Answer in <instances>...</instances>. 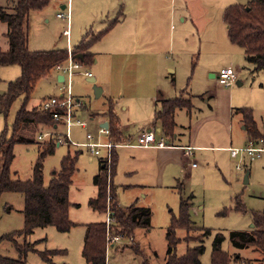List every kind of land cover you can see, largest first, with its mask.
I'll return each mask as SVG.
<instances>
[{
	"label": "rangeland",
	"instance_id": "obj_1",
	"mask_svg": "<svg viewBox=\"0 0 264 264\" xmlns=\"http://www.w3.org/2000/svg\"><path fill=\"white\" fill-rule=\"evenodd\" d=\"M249 1L219 0L218 4L211 8V13L215 14L213 20L208 21L204 26L205 29L200 33L201 42L203 39L204 44L207 39L215 36L224 38L226 33L225 21L223 22L225 9L234 4L247 5ZM95 2L96 0L82 1V4L86 6L87 14L81 17L80 13H74L73 23L71 17L70 30L72 33L70 42L63 35L67 27L66 20L57 16L59 13L64 12L61 9V5L67 4V0H50L42 10L33 12L29 22L30 50L48 51L68 49L70 47V51H72L82 37L81 31L78 29L82 19L84 20L87 16L94 19L92 14L97 12ZM9 3L10 0H0V6H8ZM80 7H82L81 4L78 5V8ZM93 19H90V21L93 22ZM72 25L73 29L71 28ZM94 28L97 31L104 28L102 20L95 21ZM6 32L7 25L0 21V49L2 51L9 49ZM183 39L184 37H182ZM194 40L198 46L196 48L195 43V52L189 53L186 49L192 46ZM201 42H199V36L198 38L197 36L194 37L193 33L188 35V41L184 44L185 49L180 47V43L177 45L176 41V50L170 56H172L173 60L178 61L181 67L187 66L183 86L180 88L181 84L179 83L178 90H176L177 96H180V89L183 88H187L188 93L185 96L192 93L194 95L200 94L202 86H206V83L208 86L212 85L211 88L226 91L225 95H217V99L214 98V95L206 94H204V98L198 96L193 98L195 108L192 110V124L198 133L197 141L199 144L207 146H230V141L233 140V146L246 147L250 144V141L247 130L244 129L243 114L242 112L236 113L234 108H251L258 125L264 126V71L255 70V67L246 60V57L243 58V54L234 55V51L228 47L238 46L235 44L231 45L230 40L226 44L227 47L216 45L207 47L204 51ZM97 45L93 48V51L101 48L105 50L106 48V46L101 44ZM226 53H230V56L225 57ZM104 54L98 51L96 59L99 58L100 63H103L105 59L103 57ZM123 59L121 58V60ZM227 59L228 64L224 62ZM212 61L220 62L221 66L224 64L226 66L229 65L228 67L231 66L237 74V80L231 86L220 85L217 81L218 79L212 78L211 74L207 73L202 66ZM122 64L124 65V63ZM219 70L215 72L218 73ZM85 71H95V65L91 67L83 66L82 69L76 70L72 77L73 99L75 103L79 100L87 107V109H76L74 121H87L88 127L83 128L75 124L69 130L73 141L77 143L89 142L86 137L89 132L97 137L99 130L97 125L99 123L94 122L92 124L89 120V113L105 110L109 96L107 93L100 96L96 95L95 89L102 86L100 80L96 79L95 82L88 81L90 77L84 74ZM63 75L61 71L53 70L49 78L42 79L31 97L30 106L40 107L42 100L51 96H61L63 94L62 89L66 87L64 81H59V76ZM107 75L105 73V78H107ZM114 75L116 78L121 79L129 76L124 71V67L117 68ZM144 75V70L138 69L137 72L130 74V76L134 77V81L130 86H125L122 89L119 87V94L121 97L122 94L124 95L121 98L120 105L127 104L131 109V112L125 113L120 111V107L118 108L117 112L123 123L129 124L131 122L132 124V122L140 121L144 118H153L151 110L155 109V105H152L151 109V104H147V94L145 96V84L143 82ZM165 75L168 76L166 86L168 87V83L171 86V76L169 74ZM20 76V66H3L0 64V94L6 92L9 82L18 79ZM179 79L181 80L182 78ZM232 87L235 88V91L231 98L228 90ZM173 88L174 86H172ZM133 94H136L135 99L132 98ZM21 104L22 98L14 103L7 121L0 114V135L6 128V123L11 128ZM229 104H232L230 109ZM218 107L220 111H216ZM211 108H213V111H210ZM185 113H187L186 110L180 112L178 123L180 131L184 132L186 135L185 139L187 138L188 140L190 128L186 130L182 128L183 122L188 120ZM206 118L209 119L205 121ZM60 127L64 128L60 125L58 132L62 131ZM43 129L45 128L35 126L32 130L24 129L22 131L23 136L32 138L34 142L28 144L19 143L15 146V159L12 164L13 178L29 180L33 177L34 166L39 157L38 142L41 140L38 137L49 130L45 129L43 131ZM63 131L65 133V128ZM154 131H156L157 137L160 138L161 134L158 133V130L154 129ZM137 132L138 130H134L135 135ZM104 138L106 140V137ZM69 150L71 153L79 151L78 169L73 178L74 183L70 190V200L73 203L80 204L81 207L71 209L70 215L72 219L83 223L95 218L106 220L107 214L105 216L100 212L99 214L94 213L89 206V199L97 191L93 184V178L100 168L99 158H105V149H101V155L97 157L86 147H69L67 144L58 146L55 153L48 156L44 162L45 185L49 184L54 172L60 170L61 161L69 153ZM129 151L125 148L119 150L122 164L119 167L118 179L122 183L130 182L129 176L125 174L126 166L130 163L129 159H126V153ZM196 153V158L190 161V164L193 162L197 164L196 169L188 166L186 174L177 176V180L174 183L169 184L166 182V185L160 189L149 188L145 190L146 198L139 189L133 192L128 190L119 191V198L124 206H130L135 200H139L143 206L150 207L152 211L150 228L137 230L135 241L140 244L141 250L152 264H166L168 251L167 228L170 225L172 215H178L181 197L188 198L193 196L194 204L191 209V218L195 230L191 232L186 230L178 231V237L181 242L178 244L177 254L181 256L187 252L189 247L198 245L199 243L196 241L187 242L183 239L189 234L198 236L202 234V229L206 228L210 229L211 233L204 238L205 249L200 257L201 264H212L213 242L221 238H223L222 248L230 254L232 264H261L263 259L262 252L254 247L238 246L232 241L231 234L234 231L251 232L253 229L250 213H244L237 209V197L241 199L248 211H262L264 209V154L261 158L251 160L249 156L243 153H240L236 158H232L230 156L231 152L218 149ZM122 158H125V161H122ZM107 176L110 181L109 172ZM246 176L248 181H246ZM138 178L134 180H138ZM24 208L25 198L22 194L7 192L3 195L0 205V239L6 234L20 231L24 228ZM85 229L83 226H77L72 228L70 232L63 233L54 226H48L34 230V233L27 238L28 243L35 244V251L28 254L27 264H47L38 254V252L47 250H66L65 253L52 257L54 264H87L82 255V242L83 238L85 240L86 235ZM17 241L19 243L25 242L23 237H18ZM128 242L129 245H132V242ZM122 246L125 247H121L122 249L118 252L116 250L111 252L110 264H138L142 262L143 258L137 256L131 246L127 247L128 245H124V243ZM0 255L18 259L20 252L14 242L5 240L0 243Z\"/></svg>",
	"mask_w": 264,
	"mask_h": 264
},
{
	"label": "trees",
	"instance_id": "obj_2",
	"mask_svg": "<svg viewBox=\"0 0 264 264\" xmlns=\"http://www.w3.org/2000/svg\"><path fill=\"white\" fill-rule=\"evenodd\" d=\"M49 1L10 0L8 6H0V21L7 25L5 35L9 42L7 51L0 49V64L3 66L18 65L21 68V76L9 82L6 92L0 94V114L5 117L6 121L14 103L22 98V104L15 115L11 128L6 123V128L0 135V205L3 195L7 192L20 193L25 198L24 228L6 234L0 239V243L5 240L14 242L20 252V257L14 259L0 255V264H27L29 252L35 251V244L28 243L27 238L34 233V230L54 226L60 232L66 233L76 226L70 219L72 204L69 194L73 177L78 169L79 151L71 153L69 150V153L61 161L60 170L55 173L49 184L45 185L44 162L48 156L55 153L57 144L51 140L39 141V157L34 166L33 177L29 180H21L13 178L12 174L15 146L19 143L34 142L32 138L23 136L22 131L29 125L44 127L52 131L58 126L57 121L53 118L52 110H42L40 107L30 106L31 97L38 83L42 79L49 78L57 65L65 64L68 61V49L32 51L29 48L30 16L33 12L42 10ZM224 21L230 41L244 50L246 60L255 67V70L264 71V0H250L247 5L228 6L224 12ZM114 24L115 22L110 23L106 29L97 34L88 32L80 44L73 49L74 59L83 66H92L95 60L94 53L90 51L92 45L104 37ZM184 93H188L187 90H184ZM192 107L189 94L164 99L160 102L153 117V124L161 128L162 136L169 145L175 138L177 111L191 110ZM234 111L242 112L250 142L264 140V127L258 126L251 108H238ZM89 117L90 119L103 118L107 120L110 129L108 139L118 144L128 142L121 129L115 101L109 100L106 113L90 112ZM118 162V155L114 148L109 181L106 160L101 158L100 172L94 177L98 194L89 201V205L100 213L105 214L109 210L111 234L120 235L121 242H132L130 246L134 253L143 258L142 262L138 264H152L150 259L144 255L140 244L135 241L137 230L150 228L152 212L149 208L138 207L136 204L127 207L120 204L119 187L114 182ZM193 204V196L181 197L179 213L172 215L167 228L166 264H201L200 257L205 249L204 238L211 233L210 229L203 228L202 234L198 236L189 234L183 240L196 241L199 244L189 247L187 252L181 256L177 254V247L181 242L178 231L191 232L195 230L191 218ZM236 204L238 210L250 213L253 229L251 232L234 231L231 234V239L238 246L254 247L260 250L263 254L261 264H264V209L248 211L239 197L236 198ZM18 237H23L25 242L19 243ZM222 242L223 238L213 242L212 264H232L230 254L222 248ZM122 245L121 247H125ZM106 247V222L87 225L82 250L87 264H106ZM65 252L66 250H47L38 252V254L44 262L54 264L52 257Z\"/></svg>",
	"mask_w": 264,
	"mask_h": 264
},
{
	"label": "crops",
	"instance_id": "obj_3",
	"mask_svg": "<svg viewBox=\"0 0 264 264\" xmlns=\"http://www.w3.org/2000/svg\"><path fill=\"white\" fill-rule=\"evenodd\" d=\"M82 1L85 0H76V2L75 0H67V4L61 5V9L64 11V13H67L68 9L70 8V15H71L70 21L69 23L66 21L67 27L65 28V30L66 29L69 30V36L65 34V30L63 32V35L66 36L69 42H70V35L72 33V31L70 30L71 17L73 23L74 13L75 14L76 12L80 13L81 17H83L84 14L85 15L87 14L86 6L82 4ZM218 2L219 0H96L95 6L97 8L95 9H97L96 10L97 12L92 14V16H94V19L88 18L87 16L84 18V20L82 19L81 25L80 27H78V29L81 31L82 37L77 43V45L80 44V42L88 32L92 34H97L100 31L106 29V27L110 23L115 22V24L113 25L111 30L99 41H97L94 45H92L90 49V51L95 55V60L93 63V65H95V71L91 72L92 77H95L97 80H100L101 85L104 87L103 88L101 86L102 88L101 95H103L104 93H107L109 95L106 102V109L101 110L100 112L99 111L97 112L95 110L93 111H95V113H101V114L106 113L108 109L109 100H113L116 103V113L118 117L119 114L117 111L119 107H120V111H124L125 113L131 112L129 105L127 104L120 105L121 98H123L124 95L122 94L121 97V95L119 94V87L122 89L125 86H130L131 83H133L134 81L133 80L134 77L130 76V74L132 75L133 73L137 72L138 69H141L142 71L144 70L145 72V75L143 76L144 78L143 82L145 84V92H146L145 96L147 94L146 101L148 102L147 104H151V109H152V105H155V109L151 110V115L153 114L152 115L153 117L156 109L158 108L162 100L169 98H177L182 95L183 96L186 95L187 93H184V90H187V88L180 89L181 91L180 96H177L176 90H178L177 88L179 86V83L181 84V86H179L180 88H182L183 86V79L187 71V66L184 68L181 67V64L178 61L173 60L172 56L170 55H172L176 50L175 49L176 41H177V45H179L180 43V47H182V49H185L184 44L188 41V35L190 33H193L194 37L197 36L198 38L199 36V42H201L200 33L202 32L203 29H205L204 28L205 24L208 21L213 20L215 14L211 13V8L217 5ZM79 4H81L82 7L78 8ZM90 19H93L94 21L92 22L90 21ZM99 20H102L104 24V28L97 31L94 28V23L95 21H99ZM71 28L73 29V25ZM225 30L226 33L224 35V38L215 36L207 39L204 42V44L202 39L201 44L204 45V46L202 45L203 51L207 47L216 46V45H218L219 47L222 46L227 47L226 44H228V41L230 39L228 36L226 23H225ZM182 37H184L183 40ZM195 43L197 48L198 44L194 40L192 46L186 49L187 51H189V53L195 52L194 51ZM97 44L106 46L105 50L104 48H101L97 51H93V48L98 46ZM232 44L233 43L231 42V45ZM77 45H75L74 48ZM228 48L229 49L231 48V50L234 51V55L241 53L243 54V58L245 57L244 50L241 47L238 46V47H228ZM98 51H101L103 54L105 52V54L103 55V57L105 58L103 63L102 62L100 63L99 58L96 59V56L98 55ZM228 56H230V53L225 54V57ZM121 58L123 60H121ZM224 62L228 64V59ZM122 63H124V65ZM219 63L220 62L217 63L216 61H212L208 64H203L202 66L204 67L207 73L211 74L212 78L217 79L219 72L216 73L215 71L219 70V68L221 70L222 68L229 66V65L226 66L225 64H224L225 66L224 65L221 66V64ZM120 67L122 68L124 67V71H126L127 74H129V76L123 77L122 79L116 78L114 73L116 72L117 68ZM128 70L130 71V73ZM105 73L108 74L106 76L108 79L105 78ZM165 74H169L171 76V82H172L171 86L169 85V83H168V87L166 86L168 81L167 80L168 76H166ZM179 78L182 79L180 80ZM203 82L206 83L205 80H203ZM172 86H174L173 89ZM211 87L212 85L208 86V84L206 83V86H202L200 90L201 92H199L200 94H196V95H194L193 93L189 94L190 99L192 100V104H193V98L197 96L200 98H204V94L214 95V98L217 99V95L220 96V94L222 95L226 94V91L224 90L221 89L216 90V88H211ZM113 88L114 89L117 88V89L114 90ZM234 91L235 88L233 87L230 90H228L229 95H231V98L232 95L234 94ZM132 98L135 99L136 94H133ZM231 105L232 104H229V109ZM85 107L86 106H84V104L81 102V106L78 108L84 109ZM194 108L195 105L193 104L191 110L181 109L177 111L175 118L176 120L175 138L174 141L168 147L144 148V147H135V146H120L115 148V151L119 159L117 174L114 179L115 184L119 187L118 193L121 190H128L129 192H133L134 190L139 189L141 192H143V196L146 198L147 194H144L145 190H148L149 188L160 189L166 185V182L169 184L174 183L177 180V176H179L180 174L182 175L186 174V171H188L187 169L188 166L189 168L196 169L197 164L195 162L190 164V161H193V159L196 158L197 156L196 152L210 151L212 149H218V150H224L226 152H230L229 151L230 148H235V147L240 148V146H233L234 145L233 140L230 141V146H207L205 144H199L197 141L198 133L195 131V127L192 124V110ZM239 108H244V107H239ZM235 109L238 108H234V110ZM184 110H186L187 112L185 114H187L186 119L188 120L187 122L186 121L183 122L182 128H184V130L190 128V134L188 140L187 138L185 139L186 135L184 134V132L180 131L179 128L180 125L178 123V116L180 112H183ZM210 111H213V108H211ZM216 111H220V108L218 107ZM119 119H120L122 132L124 136L128 139V142H136L138 135L144 130L157 129L158 133L161 132V128L153 124V118L152 119L144 118L140 121L132 122V124L131 122L129 124L123 123L121 117H119ZM208 119L209 118H206L205 121H207ZM89 120L91 121L92 124H94V122L95 123L97 122V124L99 123V125H97L98 127L103 125L105 122H107V120L103 118L100 119L89 118ZM59 126L60 125H58L54 129L56 132ZM258 126L260 128L264 127V126L261 127L260 125ZM32 128H35V126L29 125L26 129L32 130ZM45 129H43V131H45ZM63 129L60 132L61 134L64 133ZM244 129L246 130L245 127ZM134 130H138L136 135L134 134ZM102 140L107 141L109 139L108 137H106L105 140V138L102 137ZM183 142H187V143H183ZM67 145L69 147L74 146L71 144L70 145L67 144ZM58 146L60 145L57 144V147ZM123 148L130 150L128 153H126V159H129L130 163L128 164V166H126L125 169L126 171L125 174L129 176L130 182H125V183H122L118 179L119 167L122 164L120 158L121 152L119 153V150ZM232 158H236V157H232ZM124 159L122 158V161ZM100 161L101 158H99V163ZM99 172H100V168L98 173ZM55 173L56 172H54V175ZM135 178H138V180H134ZM93 184H94V178H93ZM95 188L97 191L95 192L94 196H92V198H95L98 194V189L96 186ZM92 198H90L89 201ZM69 199H70V194H69ZM70 202L72 204L70 208V212L71 209L74 207L75 208L81 207V205L78 203H73L71 200ZM120 204L124 206L121 200H120ZM133 204H136L138 207L150 209V207L143 206L142 202L139 200H135ZM91 210L94 213L99 214V212L93 210L92 208ZM106 214L107 213L105 214L102 213V215L105 216ZM70 219L72 220V222L76 224L75 227L83 226L84 228H86L85 229L86 231H87V225L89 224L106 222V220L102 218L101 219L95 218L90 221H86L85 223L79 221L77 222L76 220L72 219L71 215H70ZM121 243L122 242L114 243L112 245L110 252H112L113 250H116V252L121 250L122 248L120 247L123 243L124 245H128L127 247L130 246L128 244L129 243L128 241H123V243L122 244ZM83 246H84V238L82 242V250H83Z\"/></svg>",
	"mask_w": 264,
	"mask_h": 264
},
{
	"label": "built area",
	"instance_id": "obj_4",
	"mask_svg": "<svg viewBox=\"0 0 264 264\" xmlns=\"http://www.w3.org/2000/svg\"><path fill=\"white\" fill-rule=\"evenodd\" d=\"M59 18L65 19L68 23L70 21V8L67 13H59L57 15ZM65 34L69 36V30H65ZM69 43V42H68ZM69 45V44H68ZM67 65V66H65ZM83 68V65L76 61L73 57V50L70 51V47H68V61L65 64H59L55 67V70L61 71L64 75L63 81L66 83V87L62 89L63 94L61 96H51L49 98L44 99L41 102L40 109L42 110H52L53 118L57 121L58 125H62L65 128V133L60 134L53 131H47L43 134L39 135V140L47 141L51 140L58 145L61 144H71L74 146H82L87 147L94 153L95 156L100 157L101 149H105V158L108 172L110 173L111 162L113 149L120 146H135V147H144V148H163L168 147L169 144L165 142L163 136L160 138L157 137V133L154 130H144L137 137L136 142H127L125 144H118L113 142L112 140L104 141L102 137H109L110 129L108 127H104L103 125L99 126L98 135L95 137L92 133H87V143H77L73 141L70 128L73 125H79L83 128L88 127L87 121H74L75 119V111L78 107L81 106V102L77 100L75 103L73 99L72 92V77L76 70H80ZM87 77H92V73L90 71H85L84 73ZM218 82L223 86H231L237 80V74L235 70L231 67L222 68L219 71L217 76ZM161 134V132H159ZM232 157H237L240 153H243L250 157L251 160H255L257 158H261L264 154V140L250 142L249 145L243 148H230ZM106 218V228H107V247H106V264H110V250L112 245L116 242H121L120 235H112L111 234V217L110 211L107 212Z\"/></svg>",
	"mask_w": 264,
	"mask_h": 264
},
{
	"label": "water",
	"instance_id": "obj_5",
	"mask_svg": "<svg viewBox=\"0 0 264 264\" xmlns=\"http://www.w3.org/2000/svg\"><path fill=\"white\" fill-rule=\"evenodd\" d=\"M59 81L62 82L63 81V77L62 76H59ZM88 81L90 82H95L96 81V78L95 77H91V78H88ZM95 92H96V95L97 96H100L102 94V88L100 87H97L95 89ZM104 127H108V122H105L103 124ZM246 181H248V177L246 176Z\"/></svg>",
	"mask_w": 264,
	"mask_h": 264
}]
</instances>
